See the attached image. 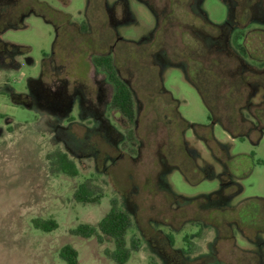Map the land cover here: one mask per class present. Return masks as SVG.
<instances>
[{
  "label": "rangeland",
  "instance_id": "obj_1",
  "mask_svg": "<svg viewBox=\"0 0 264 264\" xmlns=\"http://www.w3.org/2000/svg\"><path fill=\"white\" fill-rule=\"evenodd\" d=\"M252 1L249 25L206 52L199 17H239L245 0H0V264H66L65 244L77 264H117L109 237L71 233L112 198L133 221L127 243L140 241L124 264H264V0ZM105 54L131 89V122L94 65ZM84 182L98 202L74 200Z\"/></svg>",
  "mask_w": 264,
  "mask_h": 264
},
{
  "label": "trees",
  "instance_id": "obj_2",
  "mask_svg": "<svg viewBox=\"0 0 264 264\" xmlns=\"http://www.w3.org/2000/svg\"><path fill=\"white\" fill-rule=\"evenodd\" d=\"M7 47L11 48L12 50L17 49L16 46L9 44L7 45ZM239 48L241 49L242 52L245 51L243 45L239 44ZM205 51L207 52L206 46H205ZM94 60L97 63V65L101 66V68L108 73L109 78L114 83L115 93L112 98V105L116 109H118L120 113L125 115L129 120L133 119L134 107H133L131 91L126 84H124L122 81L119 80L116 69L112 62V58L108 56H100V57H95ZM201 70L203 71L205 69H201ZM207 72L210 71L207 70ZM213 73L215 72H210V74ZM215 75L216 74H213L212 76H214V79L216 80ZM238 84L240 83L238 82ZM198 88L199 90H201L200 87ZM201 96L205 100V102L207 101L210 102L208 99L212 100V98L205 96L203 94H201ZM207 104L210 109L211 118L213 117L212 118L213 121L215 120V122L221 123V119L219 117L215 119L216 115L214 116V113H212V108L210 105L213 104L211 103L210 104L207 103ZM225 130H227L231 136L234 133L233 130L230 128H225ZM52 157H54L53 164L57 167L59 171L69 176H76L78 174V168L76 167L75 163L68 158L66 153L57 151L52 155ZM73 198L75 201L81 203L98 202L100 195L97 194L95 195L93 192H91L88 183L84 182L78 185L77 189L73 193ZM32 223L35 227L40 228L46 232L57 228V223L51 219L50 220L34 219ZM132 226H133V221L130 215L118 207L117 199L112 198L110 199L109 210L97 222L96 225L81 223L77 225L74 229H72L71 233L73 235H78L84 238H88L95 235L98 242H103L105 237H109L112 240L114 248L112 250L105 249L104 251L105 255L117 264H124L129 260L131 256V252L139 250L140 241L137 237H131L129 239V243H127L126 240L127 232ZM254 230H255V234L262 233L264 232V226L263 225L254 226ZM184 238L186 242H189L188 237L185 236ZM185 251L186 252L190 251V243L187 245V249ZM59 257L66 264L78 263L77 250L68 244L63 245L60 248Z\"/></svg>",
  "mask_w": 264,
  "mask_h": 264
},
{
  "label": "flooded vegetation",
  "instance_id": "obj_3",
  "mask_svg": "<svg viewBox=\"0 0 264 264\" xmlns=\"http://www.w3.org/2000/svg\"><path fill=\"white\" fill-rule=\"evenodd\" d=\"M198 1H199V0H189V5H190V8H191L192 10H194L193 7H192V5L198 4ZM250 2H251V3H250ZM244 3H245L247 6H249V8L246 9V8L242 7V9H241V12H242V13H241V16L236 17V12L233 11V13H231L230 10H229V12H228V9H227V16L225 17L224 21L221 22V23H213V22H211V21L208 19V17L205 18V19H206V20H205V19H203L202 17H199V16H198V17L203 21V22H202L203 25H205V26H201V29H202V31L204 32L203 35H205V36H206V39H207V41L204 42L206 48L208 49L207 51H210L208 47H210V46H214V45H216V43L218 44V41L220 40L221 36H224V29H226V28H229V29H230V28L234 27L235 25H238V23L241 24V25H244V26H248V25H249V20H250V18L248 17V12H247V10H248V9H249V10L254 9V7H255V3H253L252 0H245ZM231 11H232V10H231ZM201 14H202V12H201ZM234 14H235V15H234ZM258 15H263V16H264V10H261V12H258ZM237 18H240V19H237ZM262 18L264 19V17H262ZM238 20H240V21H238ZM118 41H124V40H122V39H120L119 37L116 36V39L114 40L113 44L111 45V48H112V46L115 47V43L118 42ZM216 50H217V49H216ZM100 56H108V57L112 58V62H113L114 67H115V69H116V72H117V75H118L119 80L122 81L124 84L127 85L126 81L123 80V79L119 76V73H118L117 67H116V65H115V63H114L113 56H111V54H110V55H108V54H105V55H95V56L93 57L94 65L97 66L102 72H104V73L106 74L108 80L112 83V85L114 86V83H113V82L111 81V79L109 78L108 73H107L105 70H103V69L101 68V66L97 65V63H96L95 60H94L95 57H100ZM155 74L157 75V74H158V71H157ZM127 87L129 88L128 85H127ZM129 89H130V88H129ZM160 90H162V88H161ZM130 91H131V89H130ZM114 93H115V86H114ZM131 95H132V92H131ZM113 96H114V94H113ZM113 96H112V98H113ZM132 100H133V96H132ZM111 103H112V100H111ZM121 114H122V113H121ZM122 116L125 117V118H126L128 121H130V122H131V120L133 121V119H134V117H133V119L129 120L125 115L122 114ZM134 116H135V115H134ZM212 118H213V117H212ZM212 118H211V115H210V116H209V119L213 121ZM214 122H215V121H214ZM215 123H216V122H215ZM117 157H118V156H116L115 158H117Z\"/></svg>",
  "mask_w": 264,
  "mask_h": 264
}]
</instances>
